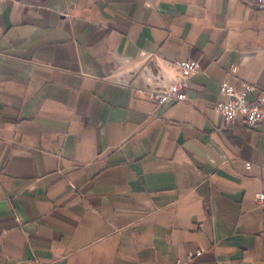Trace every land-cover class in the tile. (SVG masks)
I'll return each instance as SVG.
<instances>
[{
    "label": "crops",
    "instance_id": "crops-1",
    "mask_svg": "<svg viewBox=\"0 0 264 264\" xmlns=\"http://www.w3.org/2000/svg\"><path fill=\"white\" fill-rule=\"evenodd\" d=\"M177 60L183 102L135 95ZM221 83L264 98L241 0H0V264H264V123Z\"/></svg>",
    "mask_w": 264,
    "mask_h": 264
},
{
    "label": "built area",
    "instance_id": "built-area-1",
    "mask_svg": "<svg viewBox=\"0 0 264 264\" xmlns=\"http://www.w3.org/2000/svg\"><path fill=\"white\" fill-rule=\"evenodd\" d=\"M241 1L256 11H264V0ZM172 65L185 74L187 79L179 80L167 88H159L156 86L135 88V95H146L151 99H155L159 105H164L168 102H183L188 87V79L196 74V65L194 62L185 60L174 61ZM253 89L251 85L246 84L236 88L226 83H221L219 86V94L224 98V101L217 103L213 107L214 113L221 115L228 124L237 120H240L246 127H254L259 123H264V98L256 97L251 100L248 99ZM254 200L258 204H263L264 195L258 194ZM200 255L201 252L197 251L194 254L188 255L184 263L177 264H199L194 262L193 259Z\"/></svg>",
    "mask_w": 264,
    "mask_h": 264
}]
</instances>
